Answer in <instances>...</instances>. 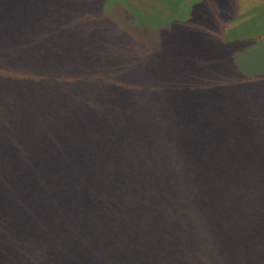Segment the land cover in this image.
<instances>
[{
	"label": "trees",
	"instance_id": "trees-1",
	"mask_svg": "<svg viewBox=\"0 0 264 264\" xmlns=\"http://www.w3.org/2000/svg\"><path fill=\"white\" fill-rule=\"evenodd\" d=\"M240 1L236 8L231 0L197 1L188 19L163 28L171 33L157 40L149 36L161 48L159 59L166 60L169 49L183 48L187 42L192 49L195 42L198 46L204 42L202 56L193 49L197 59L214 61V55L225 57L224 62L230 53L242 54L259 46L264 30L247 33L250 38L234 35L236 26L249 19L245 13L249 6L256 8L264 0ZM17 38L20 41L21 31ZM32 52L49 62L52 58L47 76L59 77V66H52L57 51L51 53L48 46ZM11 64L15 72L10 77L0 66V264H200L195 262L199 256L204 264H264V211L260 215L258 207L250 204L264 199V174L255 176L253 170L236 174L237 168L224 174L208 158L202 168L190 169L168 186L161 183L150 161L143 168L150 184L128 173L131 165L121 175L124 166L117 172L110 161L118 149L126 147V141L113 136L104 141L91 113L85 112L86 117L79 113L77 100L72 106L46 93L41 107L18 74L23 66L19 49ZM104 67L107 70L95 85L103 87L105 104L93 106L115 117V107L128 108L129 102L118 91L128 71ZM226 71L211 75L207 86L205 76L197 75L196 83L171 97L177 106L190 105L199 111L208 106L207 98L216 104L223 91L258 80L250 82L237 70L233 73L239 74V82L234 84ZM114 142L120 144L113 146ZM136 149L129 145L126 152L131 155ZM162 163L165 171L167 162ZM109 177L116 182L107 185L109 192L100 194L102 181L107 184ZM170 187L178 194L173 203L164 195ZM166 210L173 212L170 221ZM124 220L127 223L121 225Z\"/></svg>",
	"mask_w": 264,
	"mask_h": 264
},
{
	"label": "rangeland",
	"instance_id": "rangeland-1",
	"mask_svg": "<svg viewBox=\"0 0 264 264\" xmlns=\"http://www.w3.org/2000/svg\"><path fill=\"white\" fill-rule=\"evenodd\" d=\"M197 1L0 0V47L6 45L0 50V66L5 76H12L15 71L11 59L19 49L23 66L18 74H22L26 89L35 92L31 94H36L37 104L42 107L46 93L57 95L62 102L72 106L77 100L79 113L85 117V112L91 113L104 141L112 136L121 143L126 141V147L118 149L110 161L116 164L117 172L124 166L119 172L121 175L127 172L125 166L131 165L132 170L128 173H135L142 178V183L150 184L152 180L145 179L143 172L150 161L161 177V183L168 186L190 169L202 168L208 158L213 159L224 174L237 168L236 174L253 170L255 176L256 173L263 175L264 42L242 54L238 50L230 53L225 62V57L211 53L214 61L197 59L193 49L202 56L204 42L201 41L199 46L195 42L193 49L187 42L183 48L169 49L168 58L161 61L158 55L161 48L149 40V36L157 40L171 33L163 28H169L174 21L188 19ZM240 3V0H231L233 8ZM261 3L256 8L249 6L245 11L250 17L239 24L240 28L236 26L234 36L237 39L250 38L246 37L247 33L264 30V3ZM73 5L78 8L72 9ZM18 31H21L20 41L16 39ZM48 46L51 53L52 49L57 51L56 64L52 66H59V77L47 76L50 69L47 63L52 58L49 62L35 57L36 52H32ZM104 66L128 71V78L124 83L120 82L118 90L129 102L125 104L128 108L115 107L118 112L115 117L110 111H100L93 106L95 102L105 104L101 101L105 95L103 87L96 89L95 85L107 70ZM226 68L234 84L239 82V74L233 73L237 70L247 75L250 82L258 80L223 91L216 98H219L216 104L207 98L208 106L199 111L190 105L177 106L172 99L171 94L176 95L182 87L185 89L196 83L197 75L205 76L207 86L211 75L217 76L215 73ZM115 80L118 82L117 78ZM9 81L17 83L16 80ZM116 98L118 96L114 100ZM206 125H214L215 129ZM117 144L120 143H112L113 146ZM129 145L137 147L131 155L126 152ZM194 156L197 157L192 160ZM162 162H167L165 171L161 170ZM162 174L165 175L163 178ZM114 178L117 180L118 176ZM103 182L99 187L100 194L109 192L111 189L107 185L116 181L109 177L107 184ZM164 191L168 203H173L178 195L175 189L170 187ZM250 204L258 207L259 214L264 211V199H253ZM167 210L164 215L170 221L173 212ZM125 223L124 220L121 225ZM261 229L264 231V227ZM105 237L109 238L107 233ZM195 262L204 264V257L199 256Z\"/></svg>",
	"mask_w": 264,
	"mask_h": 264
}]
</instances>
